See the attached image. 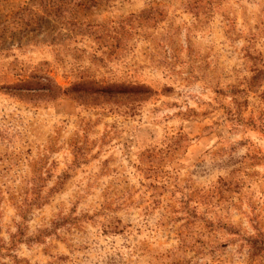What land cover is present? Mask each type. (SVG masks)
Wrapping results in <instances>:
<instances>
[{"label": "rangeland", "instance_id": "obj_1", "mask_svg": "<svg viewBox=\"0 0 264 264\" xmlns=\"http://www.w3.org/2000/svg\"><path fill=\"white\" fill-rule=\"evenodd\" d=\"M0 264H264V0H0Z\"/></svg>", "mask_w": 264, "mask_h": 264}, {"label": "trees", "instance_id": "obj_2", "mask_svg": "<svg viewBox=\"0 0 264 264\" xmlns=\"http://www.w3.org/2000/svg\"><path fill=\"white\" fill-rule=\"evenodd\" d=\"M51 88H54V86L53 87L52 86H47L46 90L51 91Z\"/></svg>", "mask_w": 264, "mask_h": 264}]
</instances>
